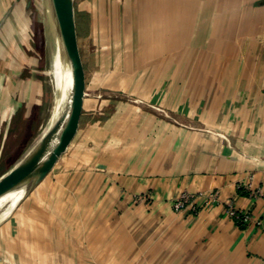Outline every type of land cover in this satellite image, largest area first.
<instances>
[{
  "label": "crops",
  "instance_id": "0c3cea01",
  "mask_svg": "<svg viewBox=\"0 0 264 264\" xmlns=\"http://www.w3.org/2000/svg\"><path fill=\"white\" fill-rule=\"evenodd\" d=\"M134 24L128 63L146 74L85 78L77 130L0 230V264H264V0L139 1ZM111 92L133 99L105 106ZM181 192L205 194L197 211L173 207Z\"/></svg>",
  "mask_w": 264,
  "mask_h": 264
},
{
  "label": "rangeland",
  "instance_id": "374dc122",
  "mask_svg": "<svg viewBox=\"0 0 264 264\" xmlns=\"http://www.w3.org/2000/svg\"><path fill=\"white\" fill-rule=\"evenodd\" d=\"M11 1L16 7L12 24L6 27L7 30L0 32V177L25 154L23 153L25 143L38 121L43 76L47 75L51 60L44 27L46 20L44 1L0 0V7H5ZM139 1L141 4L150 2V0H73L75 36L84 81L92 75H96L102 83L103 76L107 74L108 76L146 74L145 71H137L141 67L139 63L136 65L133 61L128 63L137 36L134 14ZM151 34L155 37V27ZM147 35L150 33L144 31L145 38ZM7 39L14 47H6ZM131 57L133 60V56ZM54 66L60 79L56 58ZM148 66L150 68V64H146V68ZM116 81L109 80L106 83L107 86L115 87L114 90L118 92ZM109 94L98 97V99L106 97L105 106L124 97L133 99L132 95H115L112 92ZM83 98L85 103L86 96ZM99 106L97 105L95 111L96 119H99L102 111ZM26 196L13 213L0 223V230L9 226L10 220L13 229L16 228L18 223H15L14 219L21 221L24 208L22 204Z\"/></svg>",
  "mask_w": 264,
  "mask_h": 264
},
{
  "label": "bare ground",
  "instance_id": "6f19581e",
  "mask_svg": "<svg viewBox=\"0 0 264 264\" xmlns=\"http://www.w3.org/2000/svg\"><path fill=\"white\" fill-rule=\"evenodd\" d=\"M46 20L44 22L47 44L50 49V64L47 75L43 76L41 105L37 124L25 143L22 158L44 145L53 144L61 139L66 121L69 102L71 75L65 59L55 25V12L52 0H43ZM57 59L60 79L54 59ZM45 73V72H44ZM21 158V159H22ZM21 159L17 160L19 162ZM48 158H43L13 187L0 195V223L6 220L22 200L23 191L38 175ZM15 162L14 164H16ZM13 164V165H14ZM12 165V166H13Z\"/></svg>",
  "mask_w": 264,
  "mask_h": 264
},
{
  "label": "water",
  "instance_id": "95a60500",
  "mask_svg": "<svg viewBox=\"0 0 264 264\" xmlns=\"http://www.w3.org/2000/svg\"><path fill=\"white\" fill-rule=\"evenodd\" d=\"M52 2L55 12L54 21L63 58L67 63L71 75L66 121L59 141L53 144H44L36 148L32 154L22 158L1 175L0 195L13 187L43 158H48L38 175L23 191V199L52 168L61 153L67 148L77 130L84 95V75L76 43L73 0H52Z\"/></svg>",
  "mask_w": 264,
  "mask_h": 264
},
{
  "label": "built area",
  "instance_id": "2783aa9c",
  "mask_svg": "<svg viewBox=\"0 0 264 264\" xmlns=\"http://www.w3.org/2000/svg\"><path fill=\"white\" fill-rule=\"evenodd\" d=\"M203 192H198L197 194L190 193V192H181L174 200H173V207L175 209L181 210L185 208L192 209L193 211H197L198 207L196 204V200L198 197L203 196ZM213 193L208 194V199H213ZM227 213L236 221L241 222L243 224L248 223L252 218L251 214L248 210L243 208H236L231 200L227 201L226 207ZM256 223L260 224L261 221L259 219L255 220Z\"/></svg>",
  "mask_w": 264,
  "mask_h": 264
},
{
  "label": "trees",
  "instance_id": "16d2710c",
  "mask_svg": "<svg viewBox=\"0 0 264 264\" xmlns=\"http://www.w3.org/2000/svg\"><path fill=\"white\" fill-rule=\"evenodd\" d=\"M237 223H239V224H243V223H241V222H237Z\"/></svg>",
  "mask_w": 264,
  "mask_h": 264
}]
</instances>
